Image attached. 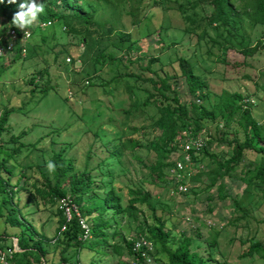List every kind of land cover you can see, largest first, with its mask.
Wrapping results in <instances>:
<instances>
[{
	"label": "rangeland",
	"instance_id": "1",
	"mask_svg": "<svg viewBox=\"0 0 264 264\" xmlns=\"http://www.w3.org/2000/svg\"><path fill=\"white\" fill-rule=\"evenodd\" d=\"M174 6L173 0H160L157 5L149 0H121L117 5L97 1L95 17L108 22L114 31L135 38L139 51L129 49L128 54L116 51L114 32L99 38L86 36L88 42L82 45L78 42V35L60 32L57 23L51 25V21L43 20L49 22L47 28L31 31L24 56L20 54L19 58H12L14 54L11 53L0 57V114L7 107L22 108L21 112L9 115L2 132L3 137L9 133L14 137L5 146L0 141V161L7 158L0 167V175L8 177V187L24 185L13 199L37 234L49 239L45 242L49 264L59 262L60 246L53 242L58 207L56 202L42 199L34 187L42 188L46 181H52V172L47 168L51 152L63 148L75 167L80 169L88 145L92 148L91 157L95 158L91 163L94 165L104 158L102 172L111 174V177L102 176L101 184L93 183L91 191L83 196L84 200L92 194L101 196L102 184L113 186L122 206L127 204L129 189L139 188L149 194L150 206L136 203L138 213L134 218L126 213L111 216V209L106 208L102 217L111 225L106 231L115 230L112 241L119 243L123 236L127 239L139 228L151 224L153 218H159L164 229L169 231L168 237L172 241L166 246L170 249L185 234L192 239L190 249L206 258L207 264H264V256L257 252L243 255L251 241L264 246V185L252 178L258 154L251 149L245 150L232 171L218 177L211 185V175L207 174L216 166V161L228 155L226 142L235 135L241 137L235 120L224 128L226 141L219 140L214 122L201 121L214 135L207 146L208 153L197 161V170H192L199 174L196 179L192 178L194 174L191 172L186 176L187 193L170 197L163 179L161 181L148 170L156 160V151L148 145L157 134L152 125L155 109L151 104L140 103L143 92L132 79L126 80L127 85L121 83L110 90L111 84L104 80L115 74V63L105 61V57L102 65L94 60L99 51L103 55L111 52L113 58L117 55L122 58L118 69L123 71L127 67L122 65H128L125 58L129 56L132 62L129 69L137 71L149 56L157 55L165 65L162 69L174 76L169 80H176L180 100L187 101L193 96L187 91L176 61L182 56L195 72H200L206 84L207 94L201 104L210 107L219 101L223 91L238 92L243 98H252L251 114L264 127V47L245 57L228 49L222 60L217 45L203 39L196 41L194 34L182 32L184 22ZM7 25L6 19L0 15V39ZM241 31L249 38V45L258 40L264 43L263 26L243 20ZM70 55H75L73 62ZM45 84L48 90L39 94L38 88ZM129 85L139 100L136 106L131 105ZM118 136L137 140L139 145L133 149L121 146ZM101 144L111 152L109 157H105L107 150ZM172 157L174 154L170 153L167 160ZM221 181L224 189L219 191L217 184ZM100 205L98 200L95 206ZM15 230L0 216V235H9L4 238V244L14 237ZM90 238L91 235L86 240ZM210 241L212 244L208 243ZM105 249L108 253L109 248L106 246ZM73 254L69 249L67 261L60 264H99L100 253L95 246L79 248L77 261ZM107 255L102 257V264H117L118 260L129 264L132 260L126 253L118 260L116 256ZM155 257L157 263L154 260V264L165 262L164 253L158 248Z\"/></svg>",
	"mask_w": 264,
	"mask_h": 264
},
{
	"label": "trees",
	"instance_id": "2",
	"mask_svg": "<svg viewBox=\"0 0 264 264\" xmlns=\"http://www.w3.org/2000/svg\"><path fill=\"white\" fill-rule=\"evenodd\" d=\"M97 1L36 0L37 3H44L45 7L44 12L39 14L37 22L49 20L51 21V25L52 23H57L59 31H67L72 35H78V42L82 45L87 44V37H92L93 35L99 38L114 32L116 43H111H113L116 51L127 54L129 49L139 51L135 38L130 37L125 32L114 31L108 22L98 20L95 17ZM102 1H109L117 5L121 0ZM149 1L151 4L157 5L160 0ZM21 2H24V0H17L15 4H9L7 0L0 3V15L8 22L5 31L8 27L16 28L11 24V20L13 14L19 10ZM173 2L175 3V10L184 22L181 28L182 32L194 34L196 41L203 39L211 45H217L219 51H221L222 60H224V53L228 49L235 50L245 57L264 47V43L260 40L254 42L253 45H249V38L243 35L241 31L243 20L264 27V0H173ZM37 24L32 28H28L30 36L31 31L36 28L43 30ZM208 30L211 34H209ZM4 34L0 39V44L6 40ZM15 46L12 58H19L18 45ZM70 56V61L72 60L73 62L75 55ZM104 57L107 59L105 61L115 63L116 65L115 74L110 75L104 80L111 84L110 90L115 89L121 83L127 85L126 80L132 79L143 92L140 103L142 105L151 104L155 109L152 125L153 129L157 130V134L148 145L156 151V160L148 166V170L151 175L155 174L157 178L161 181L163 179V182L167 184L168 196L174 197L186 194L188 190L187 186L185 192L170 193L169 186H171L172 180L167 177V168L172 164V161L167 160L169 154L174 150H180L178 146L181 140L180 132L186 129L192 131V135H195L200 129L204 128L202 120L214 122V131H218L219 140L221 141H226L225 135L227 133L224 132V128H227L230 122L235 120L238 127L236 129L241 131L240 138L235 135L231 140L226 142V146L229 148L228 155L224 159L216 161V166L207 172V174L211 175L210 185L218 177L221 178L223 175H228L229 171H232L234 165L240 161L244 151L247 149H251L258 154V161L253 166L252 178L264 185V127L251 114L250 105L253 102H243V96L238 92L229 93L223 91L218 102L210 107L204 106L201 104V101L207 94L204 79L201 77L200 72H195L192 65L182 56L176 58L180 75L187 85L188 93L194 97V99L192 97L191 100L187 101L180 100L179 94L176 91V80L172 82L169 80L174 78V76L162 69L165 65L159 60L157 55L149 56L145 64L139 65L137 71L129 69V65L132 64L129 56L125 58L128 61V65H122L123 67H127L123 71L118 69V66L122 64V58L118 55L116 56L118 58H113L114 55L111 52L103 55L102 51H99L95 54L94 60L102 65ZM154 62L157 63L156 66ZM85 82L88 83L89 81L85 79ZM38 89L39 94H45L48 86H41ZM130 89L131 85H129ZM129 92L132 95L131 105H138L139 100L137 96L131 90ZM67 95H70V92L67 91ZM21 111L22 108L19 107H7L0 114V141L4 146L14 137L13 133H9L5 137L2 136V132L8 122V117L13 112ZM93 135L96 137L95 139H98L94 132ZM213 136V131H210L205 146L199 151H190L191 163L188 166L191 167V170L192 168L197 170V161H201L202 155L208 153L207 146L212 142ZM118 140H120L121 146L123 145L132 149L139 145L137 140L133 139H122L118 136ZM101 145L106 148L105 144ZM91 150V146L88 145L85 151L84 162L80 169L75 167L73 160L70 156L66 155L63 148L56 152H51L48 161L55 165V169L51 170L52 181H46L42 188L34 187V191L42 199H48L49 202L57 203L60 197L67 196L70 203L76 208V211L86 218L89 225L88 230L91 238L86 240L88 237H82V229L78 225L74 211H71L69 220L65 221L62 211L59 208L57 209L58 224L53 236V242L55 245L60 246V248L59 262L56 264L67 261L66 253L69 249H72L74 252L73 256L77 261V251L82 246L87 245L95 246L96 250L100 253L98 258L99 264L103 263L101 260L105 254H108L107 256H116L118 260V257L124 253L132 258L129 264H143L140 255L131 249V239L139 234L144 235L151 241L153 247L151 256L156 263L155 249L158 248L166 257L165 262L162 264H207L206 258L190 249L192 243L190 236L182 234L175 246L172 249L168 248L166 245L172 240L168 237L169 231L164 229V223L159 218H153L151 224L145 225L144 228H139L133 236L127 239L123 236L119 243L112 241V238L115 236V230L111 228V231L108 233L106 229L111 225L102 217L106 208L111 209V216L126 213L129 217L134 218L138 213L136 203H146L147 206H150L148 203L149 194L141 192L139 188L129 189L127 204L122 206L113 186L109 184L108 187H105L102 184L101 196L92 194L93 196H90L88 200H84L83 196L91 191L93 183L99 182L101 184L102 176L111 177V174L102 172L104 158L94 165L91 163L95 161V158L91 157ZM87 151L89 152L87 153ZM110 153L107 150L105 157H109ZM6 161L7 158H2L0 167ZM191 173L194 174L193 172ZM191 173L184 175V182L186 176L191 175ZM95 175H98V178L95 179ZM197 175L199 174L195 173L192 178L196 179L195 176ZM22 187H24L23 184H19L15 188L8 187V177L0 175V216L8 226L17 229L14 232L15 234L12 235L16 238L18 250L12 252L9 264H49V261L46 259L47 250L45 247V242H48L49 239L43 234H37L38 232L32 227L13 199ZM217 187L219 191L224 189L222 188V181L217 184ZM98 200L101 201L99 207L95 206ZM92 213L94 214L92 215ZM61 225H64L62 230H60ZM7 235L5 233L0 235V251L11 247V240L7 244H4L3 240ZM109 239H111V242H108ZM208 243L212 244V241ZM106 246L109 248L108 253L105 249ZM253 252L264 256V246L257 241L249 242L243 255L250 256ZM117 264H123V262L118 260Z\"/></svg>",
	"mask_w": 264,
	"mask_h": 264
},
{
	"label": "built area",
	"instance_id": "3",
	"mask_svg": "<svg viewBox=\"0 0 264 264\" xmlns=\"http://www.w3.org/2000/svg\"><path fill=\"white\" fill-rule=\"evenodd\" d=\"M49 22H39V27H45ZM4 37L6 40L0 44V57L6 54H14L15 45H18V52L24 56L26 48L25 44L30 37V30H20L14 27H8L5 31ZM68 58V57H67ZM242 101L253 102L252 98H243ZM221 125V124H219ZM210 130L207 128L200 129L195 135H192L190 130H182L180 132L181 140L178 143L179 151L174 150L172 153V164L167 168V177L171 178L170 193L185 192L187 190V184L183 181L184 175L192 172L191 167L188 165L191 163L190 151L196 152L203 148L206 141L209 138ZM57 207L62 211L65 221L69 220L71 211H74L79 227L82 229V237L89 236V225L86 218L81 216L76 208L70 203L67 196L60 197L57 200ZM64 228L61 225L60 230ZM11 247H7L0 251V264H9L12 252L17 251V245H15V237L11 239ZM131 249L138 253L143 260V264H154L153 257L151 256L152 243L144 235H136L131 239Z\"/></svg>",
	"mask_w": 264,
	"mask_h": 264
},
{
	"label": "clouds",
	"instance_id": "4",
	"mask_svg": "<svg viewBox=\"0 0 264 264\" xmlns=\"http://www.w3.org/2000/svg\"><path fill=\"white\" fill-rule=\"evenodd\" d=\"M3 2L4 0H0V3ZM7 2L9 4H15L17 0H7ZM44 10V3H37L36 0H24V2L19 4V10L13 14L11 24L20 30L27 29L37 21L39 14L43 13ZM41 28L45 29L47 27ZM47 168L54 170L55 165L52 162H48Z\"/></svg>",
	"mask_w": 264,
	"mask_h": 264
},
{
	"label": "water",
	"instance_id": "5",
	"mask_svg": "<svg viewBox=\"0 0 264 264\" xmlns=\"http://www.w3.org/2000/svg\"><path fill=\"white\" fill-rule=\"evenodd\" d=\"M15 245H16V238H15Z\"/></svg>",
	"mask_w": 264,
	"mask_h": 264
}]
</instances>
